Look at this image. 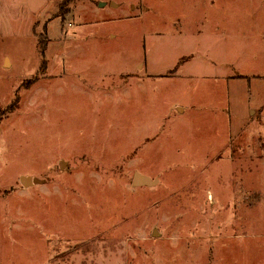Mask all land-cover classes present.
<instances>
[{
    "label": "rangeland",
    "instance_id": "obj_1",
    "mask_svg": "<svg viewBox=\"0 0 264 264\" xmlns=\"http://www.w3.org/2000/svg\"><path fill=\"white\" fill-rule=\"evenodd\" d=\"M17 93L0 264H264V0H0Z\"/></svg>",
    "mask_w": 264,
    "mask_h": 264
},
{
    "label": "water",
    "instance_id": "obj_2",
    "mask_svg": "<svg viewBox=\"0 0 264 264\" xmlns=\"http://www.w3.org/2000/svg\"><path fill=\"white\" fill-rule=\"evenodd\" d=\"M37 180L31 179L30 177H22V184L27 187L30 184L37 183ZM158 183L157 180H152L151 178L142 175L140 173H136L133 178L134 186H154Z\"/></svg>",
    "mask_w": 264,
    "mask_h": 264
},
{
    "label": "trees",
    "instance_id": "obj_3",
    "mask_svg": "<svg viewBox=\"0 0 264 264\" xmlns=\"http://www.w3.org/2000/svg\"><path fill=\"white\" fill-rule=\"evenodd\" d=\"M63 7V5L61 6V8ZM45 66V63H42V66ZM37 78L33 81L36 82ZM20 94L17 93L13 99V101L11 102L10 105L7 106V108L5 109H0V123L3 121L4 117L7 116V114H10L12 112H14L15 110H17L19 103H20Z\"/></svg>",
    "mask_w": 264,
    "mask_h": 264
}]
</instances>
